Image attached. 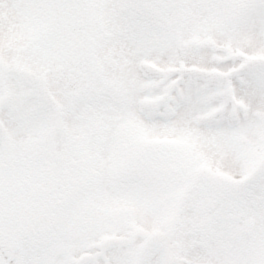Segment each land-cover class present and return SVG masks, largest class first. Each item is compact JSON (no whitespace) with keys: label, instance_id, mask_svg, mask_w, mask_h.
<instances>
[{"label":"snow or ice","instance_id":"snow-or-ice-1","mask_svg":"<svg viewBox=\"0 0 264 264\" xmlns=\"http://www.w3.org/2000/svg\"><path fill=\"white\" fill-rule=\"evenodd\" d=\"M0 264H264V0H0Z\"/></svg>","mask_w":264,"mask_h":264}]
</instances>
